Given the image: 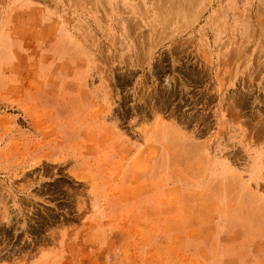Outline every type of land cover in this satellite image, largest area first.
I'll list each match as a JSON object with an SVG mask.
<instances>
[{
  "label": "rangeland",
  "instance_id": "rangeland-1",
  "mask_svg": "<svg viewBox=\"0 0 264 264\" xmlns=\"http://www.w3.org/2000/svg\"><path fill=\"white\" fill-rule=\"evenodd\" d=\"M0 264H264V0H0Z\"/></svg>",
  "mask_w": 264,
  "mask_h": 264
}]
</instances>
